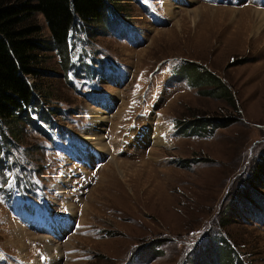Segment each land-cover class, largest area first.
Returning a JSON list of instances; mask_svg holds the SVG:
<instances>
[{
  "label": "rangeland",
  "instance_id": "374dc122",
  "mask_svg": "<svg viewBox=\"0 0 264 264\" xmlns=\"http://www.w3.org/2000/svg\"><path fill=\"white\" fill-rule=\"evenodd\" d=\"M261 9L264 0H121L103 33L72 30L65 68L46 52L54 76L39 84L55 140L27 126L6 153L46 183L45 201L20 214L23 201L12 208L0 194V264H226L228 246L234 264H264V175L252 177L264 162ZM209 74L226 98L206 94Z\"/></svg>",
  "mask_w": 264,
  "mask_h": 264
},
{
  "label": "trees",
  "instance_id": "16d2710c",
  "mask_svg": "<svg viewBox=\"0 0 264 264\" xmlns=\"http://www.w3.org/2000/svg\"><path fill=\"white\" fill-rule=\"evenodd\" d=\"M120 3L121 0H0V170L4 168L6 153L20 143L27 126L47 136L37 125L49 121L44 110L47 104L41 102L39 81L54 76L52 71L44 69V54L59 52L65 68L72 30L82 28L90 37L98 36L101 29L103 33L109 27L108 13H119ZM36 15L45 19L50 32L49 41L42 38V27ZM202 84L214 87L206 91L208 96L219 91L220 97L226 98L222 89L225 87L215 75L209 74V80ZM50 111L58 112L54 108ZM11 164L22 170V177L10 190H1L9 194L13 188L23 185L36 189V182L31 181L32 174L25 173L21 163ZM263 175L264 162L257 163L253 180ZM37 177L40 176L37 174ZM235 258L228 246L224 262L234 264Z\"/></svg>",
  "mask_w": 264,
  "mask_h": 264
},
{
  "label": "bare ground",
  "instance_id": "6f19581e",
  "mask_svg": "<svg viewBox=\"0 0 264 264\" xmlns=\"http://www.w3.org/2000/svg\"><path fill=\"white\" fill-rule=\"evenodd\" d=\"M166 7H167V9H168V7H172L173 8V6L170 4V3H166ZM174 9V8H173ZM261 10H264V9H261ZM258 11H260V10H257L256 12H258ZM192 13V12H191ZM259 13H264V12H259ZM169 14V13H168ZM170 15V14H169ZM174 15H175V13H174ZM260 16H261V22L263 23L264 21L262 20V18H263V15L262 14H259ZM172 16V15H171ZM177 17V16H176ZM256 25H258V24H256ZM119 95H120V92H117V96L119 97ZM103 113V112H102ZM94 114H95V116H96V118H99L100 119V121H107L108 120V117H106V115H100L101 114V112H99V111H97V110H95L94 111ZM91 133H93V135H95L94 137H90L89 136V138H87V137H85L86 139H88L89 141H91L94 145H97L98 146V148L100 149V150H102V151H104V152H106V153H109L110 154V156H111V159L113 160V156H112V154L110 153V149H109V147L104 143V139L102 138V136H101V134L99 133V132H91ZM154 133H155V140H154V142L155 143H158V142H162L163 141V138L161 137V133L159 132V130L157 129V130H154ZM154 139V138H153ZM113 157V158H112ZM118 164V163H117ZM108 165H106L105 167H103V171L105 170L104 168H106Z\"/></svg>",
  "mask_w": 264,
  "mask_h": 264
}]
</instances>
